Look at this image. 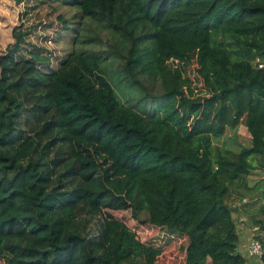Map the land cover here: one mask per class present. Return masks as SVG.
I'll return each mask as SVG.
<instances>
[{
	"label": "trees",
	"instance_id": "obj_1",
	"mask_svg": "<svg viewBox=\"0 0 264 264\" xmlns=\"http://www.w3.org/2000/svg\"><path fill=\"white\" fill-rule=\"evenodd\" d=\"M54 1L77 9L57 34L71 52L29 49L15 28L0 57V262L166 264L179 251L247 264L234 211L264 248V178L249 182L264 171V0ZM123 211L176 240L143 241Z\"/></svg>",
	"mask_w": 264,
	"mask_h": 264
},
{
	"label": "rangeland",
	"instance_id": "obj_2",
	"mask_svg": "<svg viewBox=\"0 0 264 264\" xmlns=\"http://www.w3.org/2000/svg\"><path fill=\"white\" fill-rule=\"evenodd\" d=\"M76 12V8L54 0H0V57L5 54L8 45L15 42L13 37L15 28L28 33L26 40L29 49L44 48L45 52L53 53V58L64 57L72 50L71 36L66 33L61 36L57 34L64 27L62 19H67L76 26L77 19L74 18ZM190 76L192 79L195 78L193 67L190 68ZM120 90L130 93L125 86H121ZM143 103L147 105V102L143 101ZM233 134L234 132L231 131L228 136ZM238 140L246 147L251 143V137L243 125L238 130ZM231 147L237 149L234 146ZM113 214L130 228L137 230L140 238L151 245L159 248L166 247L170 245V243L166 245L169 241L176 240L177 235L172 236L164 229H157L151 225L144 226L142 229L139 227L141 224L132 218L131 211ZM166 250L171 251V247H167ZM165 262L166 264H184V253L179 251L170 253ZM0 264L4 263L0 262Z\"/></svg>",
	"mask_w": 264,
	"mask_h": 264
},
{
	"label": "crops",
	"instance_id": "obj_3",
	"mask_svg": "<svg viewBox=\"0 0 264 264\" xmlns=\"http://www.w3.org/2000/svg\"><path fill=\"white\" fill-rule=\"evenodd\" d=\"M250 146V145H249ZM259 178H264V171H257L254 173L253 176L250 177V186H255L259 182ZM252 209V208H251ZM261 213V212H260ZM247 214L244 213L241 209L238 211H234V218L237 222V229L240 234V243L238 252L243 255L247 259V264H264V262L256 257H251L247 253V247L252 238H255L256 234L258 233V228L254 227L249 220V217L246 216ZM261 218H264L260 214ZM259 234L262 235L264 238V232H260Z\"/></svg>",
	"mask_w": 264,
	"mask_h": 264
},
{
	"label": "built area",
	"instance_id": "obj_4",
	"mask_svg": "<svg viewBox=\"0 0 264 264\" xmlns=\"http://www.w3.org/2000/svg\"><path fill=\"white\" fill-rule=\"evenodd\" d=\"M247 202L248 200L244 199L243 203ZM247 253L251 257L262 259V257L264 256V248L262 246V243L258 239L252 238L248 244Z\"/></svg>",
	"mask_w": 264,
	"mask_h": 264
}]
</instances>
